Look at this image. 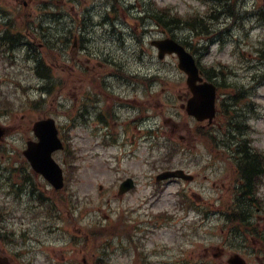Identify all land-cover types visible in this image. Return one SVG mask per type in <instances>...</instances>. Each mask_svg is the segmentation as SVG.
I'll use <instances>...</instances> for the list:
<instances>
[{
  "label": "rangeland",
  "instance_id": "rangeland-1",
  "mask_svg": "<svg viewBox=\"0 0 264 264\" xmlns=\"http://www.w3.org/2000/svg\"><path fill=\"white\" fill-rule=\"evenodd\" d=\"M207 1L121 0L116 13H105L112 6L109 0H42L37 5L41 11L23 13L14 11L12 0L0 1L6 10L0 14V25H14L15 32L28 30L29 37L38 26L40 39H50L38 58L53 67L50 83L55 87L42 102L37 86L46 81L39 76V62L28 55L30 50L11 41L13 50L6 56L0 49V122L9 131L6 139L0 138V172L20 163L28 140L34 138L33 123L51 117L67 145L54 158L68 179L59 196L32 175L38 189L35 196L25 187L20 193L13 190L7 175L0 174V256L8 258L4 264H228L233 254L248 264H264V235H244L241 223L223 216L229 214L235 190L231 149L244 147L246 136L237 133L228 145L217 138L212 147L225 118L210 128L190 117L183 107L188 87L178 58L160 61L151 46L153 40L176 37L206 68L222 72L219 81L226 88L220 93V111L225 115L235 106V121L247 125L245 134L252 146L264 154V20L260 19L264 0H235L227 8L229 2ZM151 7L167 12L158 17L170 26L175 17L185 25L164 35L146 19ZM209 8L215 14L204 16ZM196 17L207 22L199 34L191 25ZM103 18L107 23L100 25ZM112 20L115 27L109 23ZM79 21L89 22V34L101 40L102 47L76 46L75 71L70 63L74 40L68 39L82 32ZM61 36L68 48L59 71L56 49ZM83 69L103 77L91 80L81 73ZM119 70L141 78L135 87L123 84L112 76ZM69 72H73L70 85L65 83ZM148 78L157 79L151 83ZM58 83L65 88L60 91ZM239 91L244 94L240 98ZM90 98L100 103L82 119L78 114L85 115L93 102ZM105 108L111 113L108 126L98 121ZM174 169L185 170L195 180L156 182V175ZM127 178H134L136 187L119 196V186ZM259 195L261 204L253 221L257 232H263L264 183Z\"/></svg>",
  "mask_w": 264,
  "mask_h": 264
},
{
  "label": "water",
  "instance_id": "water-1",
  "mask_svg": "<svg viewBox=\"0 0 264 264\" xmlns=\"http://www.w3.org/2000/svg\"><path fill=\"white\" fill-rule=\"evenodd\" d=\"M160 49V57L163 58L166 53H177L180 61L181 68L189 75L190 83L196 82L198 79V69L195 65L193 58L185 52L183 47L178 45L173 40H165L154 43ZM211 110L213 109L214 102L213 96L211 97ZM202 103V98L197 96L196 99L189 106L188 111L190 114H195L199 118L203 119L197 108ZM36 135L40 141L38 143H30L29 149L25 152L28 160L37 173L45 176L57 189H61L64 186L63 172L59 165L52 158V154L63 148V145L58 138V130L53 120H45L38 122L35 127ZM173 177H181L184 179H191V176L185 175L183 171L167 172L159 177V179H168ZM132 186H126L124 190L129 189ZM123 191V190H122ZM238 261L233 260L232 264H244L237 258Z\"/></svg>",
  "mask_w": 264,
  "mask_h": 264
},
{
  "label": "trees",
  "instance_id": "trees-1",
  "mask_svg": "<svg viewBox=\"0 0 264 264\" xmlns=\"http://www.w3.org/2000/svg\"><path fill=\"white\" fill-rule=\"evenodd\" d=\"M162 15H166V12H162ZM162 22V23H161ZM159 23L167 25L164 18L159 19ZM240 163L239 171L241 179L243 180V189L241 190L243 197H248L253 202H259L257 194L260 190L262 180H264V154L258 149L253 148L251 141L244 142V149L239 151ZM248 204L243 206L242 204L230 208L234 214L235 222H240L241 213H245ZM1 211V209H0Z\"/></svg>",
  "mask_w": 264,
  "mask_h": 264
},
{
  "label": "flooded vegetation",
  "instance_id": "flooded-vegetation-1",
  "mask_svg": "<svg viewBox=\"0 0 264 264\" xmlns=\"http://www.w3.org/2000/svg\"><path fill=\"white\" fill-rule=\"evenodd\" d=\"M187 97H189V93L186 94L185 99H187Z\"/></svg>",
  "mask_w": 264,
  "mask_h": 264
}]
</instances>
